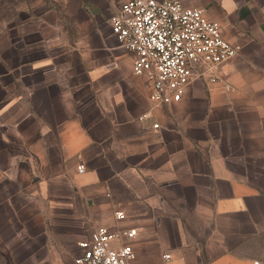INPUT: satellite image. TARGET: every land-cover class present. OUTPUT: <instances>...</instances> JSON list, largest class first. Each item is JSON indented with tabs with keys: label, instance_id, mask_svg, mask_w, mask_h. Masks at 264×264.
<instances>
[{
	"label": "crops",
	"instance_id": "obj_1",
	"mask_svg": "<svg viewBox=\"0 0 264 264\" xmlns=\"http://www.w3.org/2000/svg\"><path fill=\"white\" fill-rule=\"evenodd\" d=\"M119 1L44 0L19 25L32 57L0 71V263L75 264L96 227L133 226L130 264H264V0H182L242 50L170 106L113 34Z\"/></svg>",
	"mask_w": 264,
	"mask_h": 264
},
{
	"label": "built area",
	"instance_id": "obj_2",
	"mask_svg": "<svg viewBox=\"0 0 264 264\" xmlns=\"http://www.w3.org/2000/svg\"><path fill=\"white\" fill-rule=\"evenodd\" d=\"M109 21L119 44L132 54L134 74L146 80L149 97L157 105L180 102L194 80H217L222 66L242 50L241 44L223 35L204 8L182 0H120ZM146 117L143 113L139 120ZM85 169L79 164V172ZM115 214L119 220L126 217L122 210ZM137 234L133 226H98L79 242L82 253L75 264H130ZM117 240L122 243L116 247ZM171 258L170 252L163 254L165 264H172Z\"/></svg>",
	"mask_w": 264,
	"mask_h": 264
},
{
	"label": "rangeland",
	"instance_id": "obj_3",
	"mask_svg": "<svg viewBox=\"0 0 264 264\" xmlns=\"http://www.w3.org/2000/svg\"><path fill=\"white\" fill-rule=\"evenodd\" d=\"M43 1L0 0V71L4 68L3 65H7L9 68L15 67L22 60L32 57L30 54L22 56L21 43H16L17 36L21 31L19 25L29 22L33 11L37 10V5ZM5 97V94L0 91V100Z\"/></svg>",
	"mask_w": 264,
	"mask_h": 264
}]
</instances>
